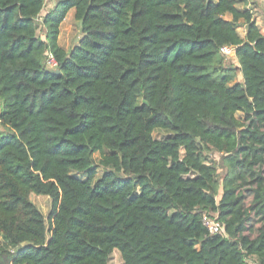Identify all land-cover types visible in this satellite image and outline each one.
<instances>
[{
	"label": "trees",
	"instance_id": "obj_1",
	"mask_svg": "<svg viewBox=\"0 0 264 264\" xmlns=\"http://www.w3.org/2000/svg\"><path fill=\"white\" fill-rule=\"evenodd\" d=\"M241 3L0 0V264H264V35Z\"/></svg>",
	"mask_w": 264,
	"mask_h": 264
},
{
	"label": "rangeland",
	"instance_id": "obj_2",
	"mask_svg": "<svg viewBox=\"0 0 264 264\" xmlns=\"http://www.w3.org/2000/svg\"><path fill=\"white\" fill-rule=\"evenodd\" d=\"M55 3V0H45V5H44V10L48 11L53 7ZM248 4V5H247ZM250 4V5H249ZM240 9L243 8H249L253 11L255 21L260 23H264V6H263V1L262 0H245V3L239 4ZM226 19H230V16L227 15L225 16ZM37 24L39 26L38 28V35L40 37H43L44 34V29L41 25L40 20L37 21ZM237 32L238 34L242 37L244 35V27L240 24L237 27ZM81 37V26L80 22L75 20L73 16V11L71 10L65 20L62 22L61 27H60V34L58 38V44L59 46L64 49L66 52L70 51L73 46H75L79 39ZM236 60L234 56L232 55L231 57L225 58L223 61V66L228 68V67H235L236 65ZM237 82H241V76L240 73H237L236 77ZM169 135V132L162 131V130H155L153 132V137L156 139L164 138ZM93 160L94 163H98L99 161V155L95 154L93 155ZM209 165L213 166L216 168L218 179L221 181L224 174H225V168L221 163L220 155H218L215 152H208L207 153V161ZM100 173L103 171L102 169H99ZM31 202L39 209V211L47 218L51 211V201L49 198L45 196H35L31 195L30 197ZM250 201V198H247L246 204L248 205ZM251 224L253 225L254 229H256L259 225L256 222V219H253ZM255 235V230L254 233L251 235L252 237ZM249 264H256L255 260L252 258L248 259ZM109 264H122L120 255L117 251H114L111 255Z\"/></svg>",
	"mask_w": 264,
	"mask_h": 264
},
{
	"label": "built area",
	"instance_id": "obj_3",
	"mask_svg": "<svg viewBox=\"0 0 264 264\" xmlns=\"http://www.w3.org/2000/svg\"><path fill=\"white\" fill-rule=\"evenodd\" d=\"M256 24L258 25L260 33L264 35V23H260L259 21L256 22ZM220 51L221 54L227 58L233 55L234 48L231 46H224L221 48ZM46 65L51 69H54L56 66V61L54 60L51 54L47 55ZM202 224L204 225V227H206V229L209 231L210 234H218L222 232V225L219 222H217L216 214L211 215V213L210 214L207 213L203 215Z\"/></svg>",
	"mask_w": 264,
	"mask_h": 264
},
{
	"label": "water",
	"instance_id": "obj_4",
	"mask_svg": "<svg viewBox=\"0 0 264 264\" xmlns=\"http://www.w3.org/2000/svg\"><path fill=\"white\" fill-rule=\"evenodd\" d=\"M49 73L55 74V75H59L60 71L58 69H49L48 70Z\"/></svg>",
	"mask_w": 264,
	"mask_h": 264
},
{
	"label": "crops",
	"instance_id": "obj_5",
	"mask_svg": "<svg viewBox=\"0 0 264 264\" xmlns=\"http://www.w3.org/2000/svg\"><path fill=\"white\" fill-rule=\"evenodd\" d=\"M263 1V6H264V0H262ZM248 5V4H247ZM250 5V4H249Z\"/></svg>",
	"mask_w": 264,
	"mask_h": 264
}]
</instances>
